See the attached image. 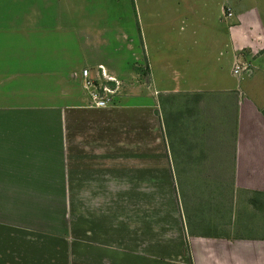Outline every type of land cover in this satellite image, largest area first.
I'll list each match as a JSON object with an SVG mask.
<instances>
[{
    "label": "crops",
    "instance_id": "0c3cea01",
    "mask_svg": "<svg viewBox=\"0 0 264 264\" xmlns=\"http://www.w3.org/2000/svg\"><path fill=\"white\" fill-rule=\"evenodd\" d=\"M63 3L0 0V232L36 230L20 241L34 249L56 213L59 261L264 264V0L183 17L172 52L139 50L157 88L106 106L88 101L82 69L109 60L67 38L77 6ZM53 20L67 30L60 49H35L57 34ZM237 60L249 69L235 72ZM207 105L232 113V141L193 126Z\"/></svg>",
    "mask_w": 264,
    "mask_h": 264
},
{
    "label": "rangeland",
    "instance_id": "374dc122",
    "mask_svg": "<svg viewBox=\"0 0 264 264\" xmlns=\"http://www.w3.org/2000/svg\"><path fill=\"white\" fill-rule=\"evenodd\" d=\"M62 1H64L63 4L66 7L71 6V12L75 11L74 8L77 6V12L74 15L71 13L65 22L66 24L76 23V29L70 32L61 29L62 21L53 20L56 24L54 31L57 30V34L53 36V39L36 36L35 49L58 48L55 41L60 32L64 34L67 31V38H71L70 41L74 43L75 38L81 37V49H92L93 55L97 56V53H99L109 60L103 64L111 74L116 76L119 82V87L112 96V101L120 98H136L139 95L144 97V95L151 94L157 88L152 83L154 71L149 67L148 57L146 56V61H144V55L139 50L158 49L159 54L167 49L172 52L176 48L178 25H180L181 20L186 17H188V20L190 17L198 19L201 14L210 13L209 9L212 5L210 4L212 0L206 3L205 0H45L44 9L49 8V5L55 6V4L60 7ZM219 6L220 3L214 5L212 12L218 13L220 11L221 13L222 10L218 8ZM224 10L227 12L226 15H229L230 8L225 5ZM171 26L174 28L171 29ZM186 29H189V27ZM100 51L102 52L100 53ZM167 52L170 54L169 51ZM238 61L234 63V67ZM97 65L89 68L96 70ZM248 66H250L249 63ZM227 74L230 79H233L229 73ZM111 84L114 85L115 83L112 82ZM161 86L164 88L171 87L167 84ZM180 88L183 89L184 86H180ZM232 116L229 111L217 112L212 105H207L202 113L194 116L192 124L203 129L206 128L208 142H228L233 139ZM222 121L224 125H220ZM179 126L177 141L184 142L187 140V136L189 138L186 131L191 123L187 126L185 122L181 121ZM200 127L199 129H202ZM199 129H195V132ZM197 141H203L202 137ZM205 168L208 169L209 175L214 176L220 174L223 167L208 166ZM166 200V198H147L146 208L151 211L155 210L157 206L162 208L166 206ZM15 205L17 204L15 203ZM49 216L51 219L45 218V221L48 220L50 223L48 228L51 234L44 235L42 237L44 240L43 245H38L34 249H28L24 241H20L27 239V237L36 239L38 231L31 230V233L30 230L22 231L19 228L15 232H0V264H74L73 260L70 263L58 260L59 254L66 252V250H63L60 253L57 250L59 239L57 234L61 232L62 227L57 226L56 213ZM16 219L18 221L24 220L19 214H16ZM51 223L53 224L51 225ZM10 235L15 239V242L11 243L13 245L7 243Z\"/></svg>",
    "mask_w": 264,
    "mask_h": 264
},
{
    "label": "built area",
    "instance_id": "2783aa9c",
    "mask_svg": "<svg viewBox=\"0 0 264 264\" xmlns=\"http://www.w3.org/2000/svg\"><path fill=\"white\" fill-rule=\"evenodd\" d=\"M248 63L238 61L234 71L248 70ZM82 85L91 105L106 106L111 104L112 96L119 87V82L113 74L109 72L103 63L97 65L96 70L89 67L82 69ZM115 84L112 85L111 83Z\"/></svg>",
    "mask_w": 264,
    "mask_h": 264
}]
</instances>
